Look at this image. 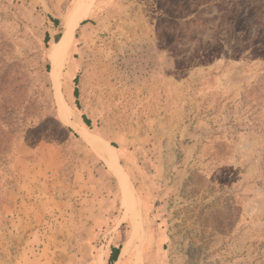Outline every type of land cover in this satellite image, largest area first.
Returning <instances> with one entry per match:
<instances>
[{
    "label": "rangeland",
    "instance_id": "1",
    "mask_svg": "<svg viewBox=\"0 0 264 264\" xmlns=\"http://www.w3.org/2000/svg\"><path fill=\"white\" fill-rule=\"evenodd\" d=\"M113 246L264 264V0H0V264Z\"/></svg>",
    "mask_w": 264,
    "mask_h": 264
},
{
    "label": "bare ground",
    "instance_id": "2",
    "mask_svg": "<svg viewBox=\"0 0 264 264\" xmlns=\"http://www.w3.org/2000/svg\"><path fill=\"white\" fill-rule=\"evenodd\" d=\"M84 2V1H83ZM82 5V4H80ZM78 13V12H77ZM77 13L75 12L72 16V21H74L76 19V15ZM82 15V14H81ZM70 29V28H69ZM67 29L65 35L61 38L60 40V44H55V47L52 49L51 52V56L54 58H59V59H64L67 54L70 51L71 45H72V41L74 39V34H73V30H69ZM60 64V63H59ZM60 67V66H59ZM58 65L57 63L54 66V70H53V76H54V80L56 82V84H58V75H57V71H58ZM61 72V71H60ZM60 111L63 117V120L68 123L73 129H75V131H77L78 134H80V136L87 142H92L94 139L90 136V134L87 132L88 128L85 125V123L76 118L75 116H71L70 111H66L64 110L62 103H60ZM101 155L102 157L106 160V162L112 166V161L113 158L106 152V151H101ZM113 167V166H112ZM114 169V167H113ZM121 175V174H120ZM124 182V180H122ZM123 186L124 183H123ZM127 188V187H126ZM125 188V189H126Z\"/></svg>",
    "mask_w": 264,
    "mask_h": 264
},
{
    "label": "trees",
    "instance_id": "3",
    "mask_svg": "<svg viewBox=\"0 0 264 264\" xmlns=\"http://www.w3.org/2000/svg\"><path fill=\"white\" fill-rule=\"evenodd\" d=\"M53 22L55 23L56 26H58L60 23L59 20H57V19H53ZM85 23H86V21L83 22L82 25H84ZM77 81H78V78L75 79V83H77ZM73 94H74V97L76 98V105L79 108V100H78L79 99V90L77 88H75ZM83 119H84L85 124L88 127H90L91 126L90 120L86 116H83ZM121 250H122V246H119V247L113 246L111 248V252H110V256H109V260H108L109 264H116L118 262L120 254H121Z\"/></svg>",
    "mask_w": 264,
    "mask_h": 264
}]
</instances>
